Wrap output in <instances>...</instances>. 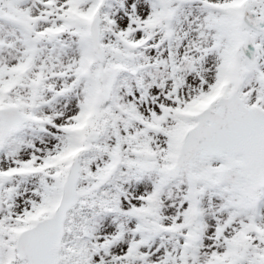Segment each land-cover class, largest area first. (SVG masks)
<instances>
[{"label": "snow or ice", "instance_id": "1", "mask_svg": "<svg viewBox=\"0 0 264 264\" xmlns=\"http://www.w3.org/2000/svg\"><path fill=\"white\" fill-rule=\"evenodd\" d=\"M0 264H264V0H0Z\"/></svg>", "mask_w": 264, "mask_h": 264}]
</instances>
